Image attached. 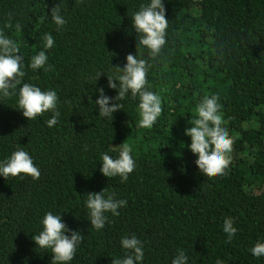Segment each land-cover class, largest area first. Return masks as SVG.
Here are the masks:
<instances>
[{
	"label": "trees",
	"instance_id": "trees-1",
	"mask_svg": "<svg viewBox=\"0 0 264 264\" xmlns=\"http://www.w3.org/2000/svg\"><path fill=\"white\" fill-rule=\"evenodd\" d=\"M148 3L0 0V31L24 57L22 83L54 90L60 112L50 128L51 111L35 120L23 116L20 86L15 95L0 94V161L23 149L41 173L38 180L0 176V264H51V250L32 239L47 212L83 236L69 264H112L126 255L121 239L132 235L143 244L142 264H172L181 249L188 264H264V256L250 251L264 243V0H163L167 43L155 59L137 49L132 27L131 16ZM56 4L67 21L60 30L50 16ZM49 33L55 43L46 49ZM41 50L47 71L30 67ZM129 53L151 64L146 87L162 101L151 129L137 127L138 96L129 93L120 101L123 109L108 118L95 105L96 89L117 95L107 75L115 78V66L123 67ZM212 95L219 97L234 150L226 174L209 178L184 133L197 105ZM124 142L135 168L122 183L99 169L102 155L117 158ZM104 189L105 198L127 205L119 216L105 213L104 228L96 230L86 201L88 193ZM226 218L238 230L227 244Z\"/></svg>",
	"mask_w": 264,
	"mask_h": 264
},
{
	"label": "clouds",
	"instance_id": "clouds-1",
	"mask_svg": "<svg viewBox=\"0 0 264 264\" xmlns=\"http://www.w3.org/2000/svg\"><path fill=\"white\" fill-rule=\"evenodd\" d=\"M50 16L57 26V30L63 28L67 23L61 14L60 4L51 8ZM131 18L132 27L138 34L137 49L143 46L149 50V57L155 59L162 54L167 43L166 29L169 21L166 19L163 0H150V3L141 5ZM43 40L44 48L51 49L54 46L55 41L50 33L45 34ZM23 59L16 41L0 31V94L4 97L15 95V90L20 86L18 108L22 110L23 116L28 120H35L45 112L51 111L53 115L46 123L48 127H54L60 116V112L57 110V93L54 90L42 91L38 86L22 83V78L25 76V72L21 70ZM47 61L46 52L41 50L32 57L30 67L33 70L44 68L47 71L48 68L45 67ZM126 61L123 67L115 66L117 72L115 78L107 75L108 87L117 90L115 97L107 96L102 87L96 89L99 91V98L95 100L99 116L112 117L115 112L123 109V104L120 101H123L131 93L132 98L138 96L140 100L138 105L140 119L137 127L151 129L162 113L161 98L146 87L148 84L147 73L151 64L148 60L138 59L137 54L132 53L127 54ZM49 67L51 66L49 65ZM115 81H119V84ZM91 99L92 97L89 98V101ZM218 101V95L205 96L197 105V118L190 123L192 126L186 128L184 133L191 137L188 147L198 157L195 164L200 172L209 178L226 174V170L232 163L231 153L234 150V139L222 126L225 121L221 111L222 106ZM118 148L117 158H113L108 153L102 155V167L99 170L107 178L119 176L123 183L134 171L135 161L128 143L124 142ZM0 176L6 180L9 177L23 179L24 176L38 180L41 173L30 154L23 149H17L10 157L0 161ZM104 191L105 189L100 193L90 192L87 196L86 207L89 220L96 230L104 228L108 219L105 213L111 212L112 215L119 216L118 209L127 205V201L123 199L115 200L112 196L105 198ZM42 225L43 230L32 237L38 248L51 250V264H69L75 257L77 246L83 241L80 231L70 230L63 222L62 216L54 215L52 212L45 214ZM69 231H71L70 236L66 234ZM223 231L228 237L225 241L227 244L231 242L232 237L238 231L231 218L225 219ZM121 246L126 251V255L122 259L114 258L112 264H142L144 260L143 244L135 235L123 237ZM250 251L257 258L264 256V243L257 242ZM172 264H188V257L183 249L178 251ZM217 264H223V261L218 260Z\"/></svg>",
	"mask_w": 264,
	"mask_h": 264
}]
</instances>
